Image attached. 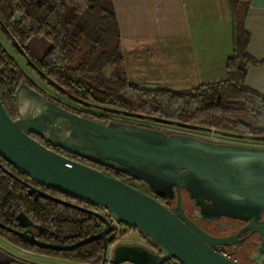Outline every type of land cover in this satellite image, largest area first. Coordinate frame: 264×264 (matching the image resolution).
<instances>
[{
	"label": "water",
	"instance_id": "obj_1",
	"mask_svg": "<svg viewBox=\"0 0 264 264\" xmlns=\"http://www.w3.org/2000/svg\"><path fill=\"white\" fill-rule=\"evenodd\" d=\"M18 45V43H17ZM18 117L7 112L0 96V156L43 185L104 208L105 215L56 198L26 184L39 195L101 218L106 227L72 244L40 241L44 227L26 214L16 216L18 229L0 226L32 245L64 251L102 239L101 264H238L218 250L244 231L257 233L255 259L264 262V147L220 143L193 135L122 121L103 123L72 112L21 82L15 91ZM196 128V126H193ZM199 129L213 130L197 127ZM31 134L70 154L144 182L157 196L173 199V208L119 178L71 159L47 147ZM186 191L206 222L229 218L246 222L238 233L215 236L188 217L182 204ZM126 224L144 233L156 246L118 244L110 253V234Z\"/></svg>",
	"mask_w": 264,
	"mask_h": 264
},
{
	"label": "trees",
	"instance_id": "obj_2",
	"mask_svg": "<svg viewBox=\"0 0 264 264\" xmlns=\"http://www.w3.org/2000/svg\"><path fill=\"white\" fill-rule=\"evenodd\" d=\"M250 3L251 0H228L233 51L226 61V78L187 90L172 91L143 87L128 81L113 0H0L1 28L39 77L72 102L86 108L96 107L100 112L83 111L46 94L28 78L0 41L2 102L9 115L16 119L15 91L21 82H26L62 107L103 123L116 121L106 114L123 115L137 121L175 124L194 130L204 127L236 138L264 141V95L244 84L247 66L252 61L247 49L250 35L245 27ZM36 38L50 45L41 57L34 55L28 46ZM108 67L112 69L106 73ZM134 124L147 126L139 122ZM31 135L60 154L134 187L136 182H141L56 148L36 134ZM27 183L51 196L99 212L112 221L104 208L41 184L0 156V222L5 226L18 229L16 216L23 212L44 227L42 232L35 230L36 237L54 244H72L103 229L104 221L95 215L42 195L35 200L27 192ZM156 198L170 208V203H165L157 195ZM120 226L134 228L126 224ZM135 230L148 239V249H157L144 233ZM125 232L115 225L114 240L109 245ZM0 236L24 251L64 261L101 264L103 259L102 239L70 250L56 251L32 245L1 226ZM3 264L36 263L13 259ZM163 264L181 263L173 258Z\"/></svg>",
	"mask_w": 264,
	"mask_h": 264
},
{
	"label": "crops",
	"instance_id": "obj_3",
	"mask_svg": "<svg viewBox=\"0 0 264 264\" xmlns=\"http://www.w3.org/2000/svg\"><path fill=\"white\" fill-rule=\"evenodd\" d=\"M113 4L130 83L180 91L226 78V61L233 51L228 0H113ZM245 27L252 61L244 84L264 95V0H251ZM2 244L12 248L10 242ZM14 247L17 251L11 253L0 246V264L13 259L32 262L25 258L31 252Z\"/></svg>",
	"mask_w": 264,
	"mask_h": 264
},
{
	"label": "rangeland",
	"instance_id": "obj_4",
	"mask_svg": "<svg viewBox=\"0 0 264 264\" xmlns=\"http://www.w3.org/2000/svg\"><path fill=\"white\" fill-rule=\"evenodd\" d=\"M0 41L2 42L3 46L8 50V52L16 59V61L19 63L20 67L23 69V71L26 73V75L28 76V78L30 80L33 81V83L40 89H42L46 94H48L49 96L59 99L61 101H63L64 103H68L74 107L79 108L80 106H77L75 104H73L71 101H69L67 98L63 97L60 93L56 92L55 90H53L44 80L41 79V77H39L38 73L33 69V67L29 64L28 60L25 58V56H23L20 52H18L15 47L12 45V40L9 38V36H7L3 29L0 26ZM18 47H20L21 50H23L21 48V45L18 44ZM29 48H31L32 52H34V55H36L37 57H41L46 50L49 48V43L46 42L43 39H33L28 43ZM112 68L108 67L105 69L106 73H109L111 71ZM89 111H95V112H99L95 109H89ZM118 119V121H131V122H139L142 124H146V125H150V126H155V124L151 121H137L134 119H126L124 116H117L116 117ZM161 130L164 131H172V130H176L177 126H169V125H158L156 126ZM189 130H182V132H188ZM190 132V131H189ZM194 134L202 136L206 139H212V140H219V141H229V140H239L236 139V137L229 135L228 133H222V132H217L215 130L209 132V131H205V130H194L193 131ZM237 143H242V144H248V145H253V146H262L264 147V141H255L254 139L251 138H242L241 141L237 142ZM136 187L141 189L144 192H147V188L145 187V184L143 182H136ZM183 203L185 208L189 211L192 212L193 207L190 203V200L187 198V196H184L183 199ZM117 225V224H116ZM118 229H122L123 232H125L123 235L118 236V239L114 242L115 245L118 244H140L143 246H149V241L147 238L143 237V235L141 233H139L137 230H135L134 228H125L123 226L117 225ZM7 240L3 239L0 236V246L4 247L5 250L14 253V251H17L15 249L14 246H12L11 244H8V242H6ZM2 243H6L8 245H10L12 248L7 247L5 244V246ZM19 251V250H18ZM21 252V251H20ZM112 251L110 250L111 254ZM16 254V253H15ZM18 254V253H17ZM25 258H29L32 260V262H35L36 264H83V263H79V262H70V261H64L61 259H56L53 257H49V256H43V255H38V254H28V256H26ZM128 264V263H125Z\"/></svg>",
	"mask_w": 264,
	"mask_h": 264
},
{
	"label": "flooded vegetation",
	"instance_id": "obj_5",
	"mask_svg": "<svg viewBox=\"0 0 264 264\" xmlns=\"http://www.w3.org/2000/svg\"><path fill=\"white\" fill-rule=\"evenodd\" d=\"M63 97L67 98L68 97L65 95H62ZM59 100V99H57ZM69 101H71L70 99H68ZM61 101V100H60ZM63 102V101H62ZM72 102V101H71ZM73 104L77 105V106H80L79 108L77 109H80V110H83V111H89V109H95L97 111L100 112V110L96 107H83L79 104H76L74 102H72ZM68 104V103H66ZM70 105V104H68ZM72 106V105H71ZM74 107V106H73ZM89 112H95V111H89ZM78 114V113H77ZM106 114V113H105ZM80 115V114H79ZM107 116L111 117V118H114L116 119V121H118V119L116 118V116H110L108 114H106ZM81 116H84V115H81ZM120 116H123V115H120ZM84 117H87V116H84ZM125 117V116H124ZM126 119H129L128 117H125ZM114 121V120H113ZM125 122V120H123ZM144 121H149V120H144ZM127 123L128 120L126 121ZM131 122V121H130ZM152 122V121H151ZM133 123V122H132ZM154 123V122H153ZM155 126H150V125H147L149 126L150 128H156V129H159L158 125H164V124H156L154 123ZM146 125V124H145ZM165 125H168V124H165ZM145 126V127H147ZM169 126L173 127V126H177V129L176 130H172V131H164L166 133H171V132H178V133H184V134H189V135H193V136H196V137H199V138H202V139H206L202 136H199V135H196L194 134V129H190V128H185V127H181V126H178V125H175V124H169ZM189 130L188 132H182V130ZM197 130H205V129H197ZM205 131H213V130H205ZM236 139H239V140H229V141H219V140H212V139H206V140H210V141H215V142H220V143H233V144H242V143H237L239 141L242 140V138H236ZM245 139V138H244ZM44 144V143H42ZM49 144V143H48ZM45 145V144H44ZM242 145H248V144H242ZM248 146H253V145H248ZM51 148V147H50ZM58 152V151H57ZM59 153V152H58ZM144 183V182H143ZM145 184V183H144ZM145 187L147 188V192L148 194H150L151 196L155 197L156 198V194L148 188L147 184H145ZM182 192V204H183V207L185 209V212L186 214L188 215V217H190L191 219H193L197 224H199L202 228H204L207 232H209L210 234L212 235H215V236H228V235H234L236 233L239 232V230L246 224V222H243V221H239V220H232V219H229V218H220L219 220H213L211 222H206V221H202L200 219H198L195 215H194V212L195 210L197 209L196 206H194L192 203H191V200L188 198L187 196V192L186 191H181ZM184 196H187V198L190 200V203L193 207V210L192 212H189L185 206H184V203H183V199H184ZM160 199H162L165 203H170L171 206L170 208H173L176 204V196L173 198V199H169V198H166V197H161L159 196ZM109 219V218H108ZM116 225V224H114ZM117 225H120V224H117ZM116 225V226H117ZM104 227H106V224L104 223ZM103 227V228H104ZM113 232L114 230L107 235V238L112 234L113 235ZM259 241L258 239V236H257V233H250L249 231H244L242 232L241 234H239L235 239H233L230 244H224V245H218V250L226 255L227 257H229L230 259L234 260L235 262H237L238 264H260L256 259H255V254L257 252V245L256 243ZM117 246L114 244H111L109 245V248L110 250L112 251L114 249V247ZM146 247V246H145ZM156 251V249H155ZM109 263V262H108ZM111 264V263H110ZM125 264V263H123ZM130 264V263H128ZM262 264H264V262H262Z\"/></svg>",
	"mask_w": 264,
	"mask_h": 264
},
{
	"label": "built area",
	"instance_id": "obj_6",
	"mask_svg": "<svg viewBox=\"0 0 264 264\" xmlns=\"http://www.w3.org/2000/svg\"><path fill=\"white\" fill-rule=\"evenodd\" d=\"M106 264H110V263H106Z\"/></svg>",
	"mask_w": 264,
	"mask_h": 264
}]
</instances>
